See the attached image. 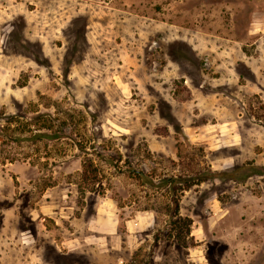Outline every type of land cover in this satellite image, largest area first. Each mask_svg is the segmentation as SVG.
Returning a JSON list of instances; mask_svg holds the SVG:
<instances>
[{"label": "rangeland", "instance_id": "1", "mask_svg": "<svg viewBox=\"0 0 264 264\" xmlns=\"http://www.w3.org/2000/svg\"><path fill=\"white\" fill-rule=\"evenodd\" d=\"M0 264H264V0H0Z\"/></svg>", "mask_w": 264, "mask_h": 264}, {"label": "trees", "instance_id": "2", "mask_svg": "<svg viewBox=\"0 0 264 264\" xmlns=\"http://www.w3.org/2000/svg\"><path fill=\"white\" fill-rule=\"evenodd\" d=\"M42 130L44 128L51 129V125H46L45 123L42 124L40 127ZM48 133L44 131L37 132L35 136H49ZM130 171L136 172L134 169H129ZM139 177L144 180L150 186H167L168 190L171 191L172 199L175 203V210L174 212L178 214V191H185L191 188L195 184H199L208 178L216 177L218 175V171H213L212 169H208L207 171H201L194 175H179V176H171L164 178L161 182L157 183L154 178L150 177L149 175L145 174L142 171H137Z\"/></svg>", "mask_w": 264, "mask_h": 264}]
</instances>
